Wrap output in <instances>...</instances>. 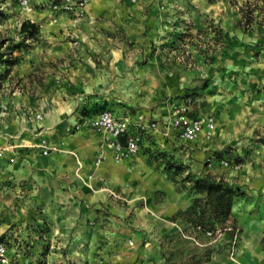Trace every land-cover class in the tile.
<instances>
[{
	"label": "rangeland",
	"instance_id": "rangeland-1",
	"mask_svg": "<svg viewBox=\"0 0 264 264\" xmlns=\"http://www.w3.org/2000/svg\"><path fill=\"white\" fill-rule=\"evenodd\" d=\"M31 2L34 9H51L58 0ZM147 6L161 7L165 23L174 25L165 35L168 42L158 33L150 39L145 55L158 57V69L207 78L226 57L237 30L243 32L238 38L258 40L252 63L264 61V0H148ZM44 16L37 23L38 33L23 34L26 16L17 0H0V91L9 103L1 108L4 117L14 100L25 110H38L47 104L66 107L77 99L76 93L63 95L60 88L65 83L61 74L75 73L86 64L77 31L82 20L66 29L59 19L52 23L51 16ZM119 33L126 37V32ZM96 58V66H102ZM161 97L158 101L170 98ZM71 134V142L78 145V135ZM32 137L22 139L32 142L22 145V152L50 155L38 147L41 135ZM55 144L61 151L54 153L64 158L56 174L40 164L26 169L16 163L9 169L15 160L5 159V152L11 147L0 145V227L5 228L10 253L19 255L16 264H264V239L261 251L249 258L237 252L241 228L233 219L226 224L239 229L235 244L228 231L217 238L205 234L208 221L216 227L225 224L209 220L213 209L193 189V182L205 175L195 177L184 152L147 149L123 164L96 165L92 147L86 146L80 157L69 141ZM228 160L232 169L240 163ZM231 186L238 196L241 191ZM197 198L202 201L194 204ZM199 220L205 227L197 225Z\"/></svg>",
	"mask_w": 264,
	"mask_h": 264
},
{
	"label": "crops",
	"instance_id": "crops-1",
	"mask_svg": "<svg viewBox=\"0 0 264 264\" xmlns=\"http://www.w3.org/2000/svg\"><path fill=\"white\" fill-rule=\"evenodd\" d=\"M147 4L148 0H139L136 6L130 0L89 2L86 16L77 28L86 64L75 73L61 74L62 81H65L60 88L62 94L70 91L78 95L70 105L47 104L38 110L33 106L25 110L23 104L20 106L18 100H14L8 107L7 117L0 107V145L11 147L13 151L8 148L5 159L15 160L12 166L8 164L9 169L17 163L18 167L26 169L40 164L51 173L62 171L64 158H59L56 153L43 156L31 149L22 152V145L32 143L22 139L30 140L37 134L53 144L69 141L76 146L80 157L85 156L86 146H90L95 159L102 135L84 126L76 130L75 125L80 119L102 109L130 120L142 116L146 121H157L161 133L145 134L141 152L131 160L147 149L148 153H153L169 147L179 154H186L187 160L192 162L189 170L195 177L210 175L236 185L241 192L234 196L231 219L241 228L237 252L249 258L261 251L260 242L264 239V61L259 55L261 61L252 63L255 58L252 52L258 51V40L252 42L253 39L238 38L237 35L243 36V32L236 29V36L231 38V46L225 52L226 57L216 64L210 76L185 78L178 69H173L170 74L166 68L158 69L157 56L148 58L145 54L153 33L161 35L163 43L168 42L165 35L174 25L165 23V12L161 7L152 9ZM44 15L50 17L51 9L35 7L29 17L38 25ZM58 16L61 26L72 27L74 20L70 16L63 13ZM122 31L126 32L125 38L119 33ZM117 33L121 37L116 36ZM93 58L100 60L102 66L97 67ZM166 84L172 87H164ZM4 95L6 92L1 90L0 105L6 106L9 103ZM161 95L170 98L158 101V98H164ZM187 97L198 99L193 114L201 112L214 116L215 131L211 139L201 135L194 142L186 143L173 133L163 134L164 125L171 119V109ZM31 113L41 114L42 119H33ZM70 134L78 135V145L71 142ZM33 137L31 140H35ZM234 158L240 162L238 169L221 165L222 160L233 161ZM127 161L130 160L115 163L108 153L103 164ZM208 162L210 164L206 165ZM0 231L4 234L5 228L0 227Z\"/></svg>",
	"mask_w": 264,
	"mask_h": 264
},
{
	"label": "built area",
	"instance_id": "built-area-1",
	"mask_svg": "<svg viewBox=\"0 0 264 264\" xmlns=\"http://www.w3.org/2000/svg\"><path fill=\"white\" fill-rule=\"evenodd\" d=\"M92 0H58L51 7V22L56 23L59 14L63 13L70 16L74 21L82 20L86 16V7ZM134 2L135 0H130ZM21 12L26 16V20L30 19V15L34 12L31 0H17ZM0 66V76L2 73ZM198 103V99L187 97L184 101L171 109V119L165 124L163 134L165 136L170 133L175 134L179 140L190 143L197 140L201 135L205 138L212 137L215 130V118L209 113L193 114L194 106ZM3 110L5 105H0ZM35 120H41V114H29ZM87 127L102 135V143L100 151L95 158V164L99 165L106 160L107 154L110 153L115 163L125 160H131L137 156L142 149V141L145 134L161 133L160 125L157 121H146L139 116L136 120H130L125 117H118L109 109H102L95 113L80 119L75 129ZM38 147L45 155L60 152L61 149L56 144L50 143L45 138L40 139ZM210 162H208V165ZM228 160H222L221 165L229 166ZM240 166L235 165L238 169ZM231 234L232 243L235 244L238 238L239 229L236 227H215L214 229H205V234L210 238H217L223 233ZM17 256L11 254L5 238L0 231V264H16Z\"/></svg>",
	"mask_w": 264,
	"mask_h": 264
},
{
	"label": "trees",
	"instance_id": "trees-1",
	"mask_svg": "<svg viewBox=\"0 0 264 264\" xmlns=\"http://www.w3.org/2000/svg\"><path fill=\"white\" fill-rule=\"evenodd\" d=\"M20 32L23 34L33 35L39 32V27L29 20H25L21 24ZM2 58L3 53H0V61H2ZM193 184L195 194L202 195V199H205L206 204L213 209V215L209 217V220L214 219L221 222V224H225L220 226L222 228L228 227L226 223L229 222L231 218V207L236 192L234 187L224 180H217L210 175L198 178L193 182ZM202 199H195L194 204L202 201ZM200 224L204 226V224L199 220V224L197 225ZM207 227V229H214L216 226L208 221Z\"/></svg>",
	"mask_w": 264,
	"mask_h": 264
}]
</instances>
